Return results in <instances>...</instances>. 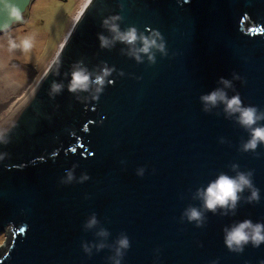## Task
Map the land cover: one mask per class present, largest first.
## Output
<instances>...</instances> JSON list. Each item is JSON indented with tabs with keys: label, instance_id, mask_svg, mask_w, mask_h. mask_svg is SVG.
Instances as JSON below:
<instances>
[{
	"label": "water",
	"instance_id": "95a60500",
	"mask_svg": "<svg viewBox=\"0 0 264 264\" xmlns=\"http://www.w3.org/2000/svg\"><path fill=\"white\" fill-rule=\"evenodd\" d=\"M31 1L12 3L23 17ZM116 13L121 28L158 29L168 55L137 63L120 43L101 49V21ZM6 18L0 10V23ZM69 35L35 92L0 123L10 130V143L0 145L9 153L0 161V231L8 233L0 264H110L108 249L88 256L81 247L96 239L83 228L93 212L109 242L129 237L122 264H260L264 244L230 252L222 229L264 221V145L259 156L240 152L248 133L222 109L205 113L199 97L235 72L243 103L264 109V0H91ZM81 59L90 70L106 61L124 75L114 72L99 100H77L66 74ZM53 80L65 85L55 99ZM232 163L254 170L260 202L241 201L234 216L208 212L203 227L181 222L185 207L200 204L192 192L221 171L234 175ZM73 164L90 179L61 184Z\"/></svg>",
	"mask_w": 264,
	"mask_h": 264
},
{
	"label": "clouds",
	"instance_id": "9594fccd",
	"mask_svg": "<svg viewBox=\"0 0 264 264\" xmlns=\"http://www.w3.org/2000/svg\"><path fill=\"white\" fill-rule=\"evenodd\" d=\"M0 5H2L0 10L4 11L7 16L5 21L0 23V31H7L11 22H18L23 19L22 13L12 3V0H0ZM118 6L121 10L124 9L123 3ZM123 19L121 13L112 14L102 19L100 26L105 31L97 33L101 49L110 50L117 43H120L124 45L120 49L121 54L133 58L137 63H143L146 58L149 64H155L157 53L162 57L168 55L165 38L158 29H152L146 34L145 31H140L135 25L121 28ZM32 46L33 42L30 37H25L19 44L12 40L9 41L10 49L20 48L27 52ZM114 72H118L120 76L124 75L122 70H117L115 66H109L106 61H101L95 69L90 70L84 64L83 59L77 60L72 63L70 72L66 74L67 76L70 75L67 85L68 91L75 94L77 100H87L89 97L99 100L105 87L112 83L109 78ZM56 75H59L58 69ZM234 80L244 82L239 74L233 72L231 79L222 76L217 81V87L202 93L199 97L202 110L205 113H211L214 109H222L225 118L232 120L248 133L247 139H241L238 150L245 153L251 152L259 156L260 153L257 152V148L264 145V123H261L264 121V109L259 108L257 105L244 104L239 92L235 90ZM64 87L65 85L62 82L53 80L48 90V96L55 99L64 90ZM228 90H232L234 94L230 96ZM81 93H87L88 96L82 97ZM216 115H220V112H216ZM9 134L10 130H0V145L10 143ZM220 142L224 143L226 141L221 138ZM8 156L9 153L0 152V161ZM77 167V164H73L70 169H66L65 175L60 178V183L71 184L74 181L83 183L90 179L87 172H82L77 177L75 175ZM229 167L235 173L234 175L221 171L206 185H201L192 192L191 198L198 200L200 204L199 206L189 204L185 207L180 216L181 222L186 220L196 227H203L208 219L206 215L208 212L214 215L234 216L241 201L248 204L260 202V189L253 182L254 170H240L237 163H232ZM144 172V167L136 170V174L139 176H143ZM245 192L248 195L245 196ZM83 228L85 231L95 230L94 236L96 237L93 241H81L84 253L91 256L93 250L100 252L108 249L110 255L107 260L110 264H122L127 250L131 247L127 234L121 232L114 240L109 242L110 232L105 227L100 226V221L95 212L86 218ZM222 231L224 244L233 253H243L248 245L258 248L261 244H264V221L254 222L252 219H243L225 225ZM156 252L158 253L159 249H156ZM211 264H218V260L211 261ZM260 264H264V260Z\"/></svg>",
	"mask_w": 264,
	"mask_h": 264
},
{
	"label": "rangeland",
	"instance_id": "374dc122",
	"mask_svg": "<svg viewBox=\"0 0 264 264\" xmlns=\"http://www.w3.org/2000/svg\"><path fill=\"white\" fill-rule=\"evenodd\" d=\"M83 1L32 0L23 14V20L14 23L0 35V76L10 85H15L13 95L22 99L26 93L21 96L24 89L21 87H28V95L37 80L43 79L49 72L76 22L77 11ZM25 37H30L33 42L29 51L10 49V40L19 44ZM7 237L8 233L0 231V253Z\"/></svg>",
	"mask_w": 264,
	"mask_h": 264
},
{
	"label": "bare ground",
	"instance_id": "6f19581e",
	"mask_svg": "<svg viewBox=\"0 0 264 264\" xmlns=\"http://www.w3.org/2000/svg\"><path fill=\"white\" fill-rule=\"evenodd\" d=\"M90 1L91 0H88V1L85 0L81 3V7L79 9L80 12H78L79 10L77 11V13L79 14L78 17L81 16L80 14H82L84 12L85 8L88 6L87 4H89ZM0 35H2V34H0ZM69 36H67V37H69ZM63 45H64V43H63ZM16 67H18V65H16ZM0 74H1V72H0ZM1 77L2 76H0V123L6 117H8L16 108H18L26 99H28L33 94V92L36 90V88L38 87L39 83L42 80V79L40 80V78L37 80L35 86L31 90V92L30 91H29L30 93L28 92L29 93L28 95H27L28 87L27 86L21 87V88H24L21 91V96L26 93L27 97L23 96V98L20 99L19 96L13 95L15 85L14 84L10 85L9 83L6 82V80L3 77L2 78Z\"/></svg>",
	"mask_w": 264,
	"mask_h": 264
}]
</instances>
